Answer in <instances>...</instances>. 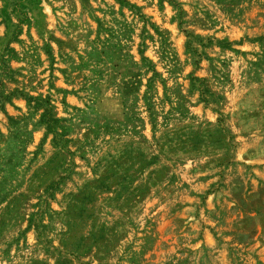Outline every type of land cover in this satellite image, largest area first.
Masks as SVG:
<instances>
[{"label": "rangeland", "instance_id": "rangeland-1", "mask_svg": "<svg viewBox=\"0 0 264 264\" xmlns=\"http://www.w3.org/2000/svg\"><path fill=\"white\" fill-rule=\"evenodd\" d=\"M0 264H264V0H0Z\"/></svg>", "mask_w": 264, "mask_h": 264}]
</instances>
